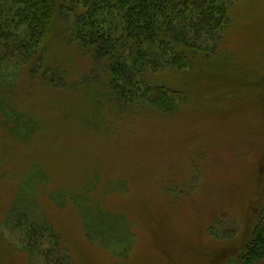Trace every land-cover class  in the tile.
<instances>
[{
  "label": "rangeland",
  "instance_id": "rangeland-1",
  "mask_svg": "<svg viewBox=\"0 0 264 264\" xmlns=\"http://www.w3.org/2000/svg\"><path fill=\"white\" fill-rule=\"evenodd\" d=\"M189 1L216 23L175 21L188 49L169 32L158 72L121 50L122 95L65 39L71 19L37 52L22 33L1 45L0 264H245L264 206V0Z\"/></svg>",
  "mask_w": 264,
  "mask_h": 264
},
{
  "label": "trees",
  "instance_id": "trees-1",
  "mask_svg": "<svg viewBox=\"0 0 264 264\" xmlns=\"http://www.w3.org/2000/svg\"><path fill=\"white\" fill-rule=\"evenodd\" d=\"M213 10L212 5L193 4L189 0H0V47L3 44L8 48L12 39L19 40L22 33L26 37L20 46L37 52L55 21L71 19L63 25L65 39L77 44L97 65L104 62L112 88L122 95L118 81L126 77V62L121 50L129 49L135 65H140V73L150 61L155 64L153 71L163 70L170 64L165 61L164 50L169 32L176 36L174 44L181 43L188 49L189 39L177 33L174 22L199 12L204 27L212 28L216 23ZM171 63L178 70L185 69L182 55L176 54ZM47 84L53 85L56 81H47ZM164 91L168 90L158 88L154 94L161 93L169 100L176 96ZM150 104L158 107L156 100ZM173 105L174 102L169 108ZM245 251L242 257L245 264H264V206Z\"/></svg>",
  "mask_w": 264,
  "mask_h": 264
}]
</instances>
